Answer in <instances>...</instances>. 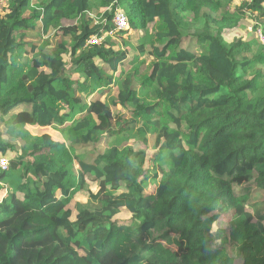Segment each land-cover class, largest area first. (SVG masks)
Segmentation results:
<instances>
[{"label": "trees", "instance_id": "obj_1", "mask_svg": "<svg viewBox=\"0 0 264 264\" xmlns=\"http://www.w3.org/2000/svg\"><path fill=\"white\" fill-rule=\"evenodd\" d=\"M243 21L264 35V0H9L0 121L14 136L62 127L73 163L48 135L21 153L0 139V157L13 155L0 171V264H221L227 246L264 264V45L226 39ZM49 30L59 52L23 43ZM131 31L128 58L115 39L129 47ZM21 47L31 58L12 79ZM148 136L150 159L134 148ZM161 242L172 258L155 253Z\"/></svg>", "mask_w": 264, "mask_h": 264}, {"label": "rangeland", "instance_id": "obj_2", "mask_svg": "<svg viewBox=\"0 0 264 264\" xmlns=\"http://www.w3.org/2000/svg\"><path fill=\"white\" fill-rule=\"evenodd\" d=\"M74 24L75 22L63 21L64 27L71 26ZM152 26L153 25L149 26L150 30H152ZM140 37H141V33L138 31L128 32L127 34L123 35L122 38L124 39V42L130 43L131 45L129 47H124L121 41H119L118 39H115V42L117 43L116 48L126 52L128 55V58H132L133 56L136 55V52L134 51L133 47L136 45ZM253 37L255 36L252 31V26L250 23L246 21H243L237 30L230 32L226 35V39L228 41L232 39H238V38H243L245 40H252ZM60 40L61 39L58 36L57 32H54L53 30H49L47 31V33H41L40 31L39 32L35 31V32L26 33V38L23 40V43H36L39 46L48 44V47H50V49L52 50L56 47V43L59 42ZM24 50L28 51L27 48L21 47L19 49L18 57L12 60V67H13V69L11 70L12 79H14L20 73H22L26 69L30 61L29 59L31 58V55H28L27 53L25 55L23 53ZM56 51L59 52L58 49ZM251 54H253L252 51H251ZM111 92H115V90H112ZM105 98H106L105 96L100 95L101 101H104ZM60 128L62 127H49V128H38V127H24L23 128L21 127V128H17V132L19 133V135L14 136V134L8 131V126L4 125L0 121V139L10 142L15 148H17V151L21 153V149L23 147L29 150L33 145L39 144L41 142V137L43 135H48L53 141L60 142L62 143L61 145H64V147H62L61 152H60L61 157L64 158V163H73V158L70 155L69 150H68V142L63 139V137L58 131V129ZM153 145H154V138L152 136H148L146 145H144L139 140L137 141L136 144H134V148L137 150L139 148L142 150H145L150 159L152 158L154 154ZM12 156H13L12 153H10L5 158L9 160V158H11ZM41 156L45 157V154L44 153L37 154L34 157L29 158V159L30 161H37L41 159ZM73 173H75V168H74ZM76 186H77L76 182L72 181V193L76 191ZM89 187H91L94 193H98V192L102 193L106 191V188L103 183L93 184V185H90ZM153 191H154V188H152L149 193H152ZM80 197L82 199L81 194L75 193L70 205H68V208L72 212V221L75 219V211H74L75 202L74 201H76L77 199L79 200ZM126 217H128L127 212L122 211L121 215L119 216V219H124ZM216 225L218 229H222V228H225L224 226L226 225V222L218 221ZM216 231L217 229L214 228L211 231V234L215 236ZM174 248H175L174 245H168L167 242H161L160 246L155 250V253L158 256H162L164 258L170 259L172 258L171 254H172V251H174ZM220 258L222 260L221 264H242V255H240L233 247H230V246L226 247L225 252H222V254L220 255Z\"/></svg>", "mask_w": 264, "mask_h": 264}, {"label": "built area", "instance_id": "obj_3", "mask_svg": "<svg viewBox=\"0 0 264 264\" xmlns=\"http://www.w3.org/2000/svg\"><path fill=\"white\" fill-rule=\"evenodd\" d=\"M9 0H0V13L8 5ZM112 25L115 32H122L128 29L127 19L122 11L116 9L112 15ZM110 33L109 35H111ZM255 38L264 45V35L260 28L256 29L254 32ZM102 38L93 37L88 41L89 45H98L101 42ZM8 169V160L6 158L0 157V171L3 172Z\"/></svg>", "mask_w": 264, "mask_h": 264}, {"label": "crops", "instance_id": "obj_4", "mask_svg": "<svg viewBox=\"0 0 264 264\" xmlns=\"http://www.w3.org/2000/svg\"><path fill=\"white\" fill-rule=\"evenodd\" d=\"M36 32H39V31H36ZM41 32V31H40ZM255 36V35H254ZM79 200H83V198L81 199V197H80V199Z\"/></svg>", "mask_w": 264, "mask_h": 264}, {"label": "bare ground", "instance_id": "obj_5", "mask_svg": "<svg viewBox=\"0 0 264 264\" xmlns=\"http://www.w3.org/2000/svg\"><path fill=\"white\" fill-rule=\"evenodd\" d=\"M8 170V169H7ZM7 170L3 171V172H6Z\"/></svg>", "mask_w": 264, "mask_h": 264}]
</instances>
